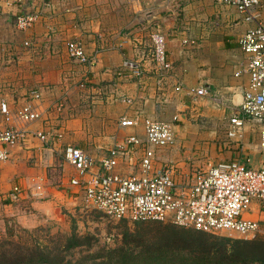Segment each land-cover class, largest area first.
<instances>
[{
    "label": "crops",
    "instance_id": "obj_1",
    "mask_svg": "<svg viewBox=\"0 0 264 264\" xmlns=\"http://www.w3.org/2000/svg\"><path fill=\"white\" fill-rule=\"evenodd\" d=\"M170 4L157 0H0V28L4 31L0 34V96L6 98L12 114L29 103L40 112L32 124L16 123L23 138L11 144L9 158L0 161V221L2 211L14 204L8 198L14 184L46 189L45 198L34 199L36 209L52 204L49 188L54 180L47 170L49 165L60 168L57 156L66 145L101 156L124 144L129 135L143 138L144 118L172 124L175 141L158 150L157 157L160 163L173 165L186 174L210 163L238 158L253 168L264 165L261 128L250 121L244 125L241 143L229 144L221 153L214 143H202L200 151H194L198 136L189 131L177 132L190 114V94L201 86H208L219 96L220 103L209 96L199 99L200 109L209 119L224 113L211 103L231 108L234 100L241 99L248 77H236L234 73L247 56L238 40L251 24L242 22L237 13L238 29L224 30L222 35L205 34L191 45L183 44L179 37L168 39L172 68L161 70L150 60V34L159 23L153 19L166 18L161 13L167 12ZM22 11L35 16L31 34H8L12 26L9 20H16ZM261 14L264 19V0ZM76 39H82L87 53L96 58L89 68L68 55L67 44ZM125 59L141 65L140 77L120 76ZM35 91L41 95L39 100L32 97ZM58 105L63 108L59 116L53 112ZM3 117L0 113V120ZM122 120L136 124L124 126ZM55 123L61 124L59 131L64 133H59L57 140L50 133ZM41 131H47L46 141L36 136ZM139 155L135 154L134 159ZM215 157L219 159L216 162ZM119 161L121 173L131 170L129 159ZM63 166L69 172V181L74 172L66 163ZM73 192H69L70 201ZM260 208L255 202L244 216L264 220Z\"/></svg>",
    "mask_w": 264,
    "mask_h": 264
},
{
    "label": "built area",
    "instance_id": "obj_2",
    "mask_svg": "<svg viewBox=\"0 0 264 264\" xmlns=\"http://www.w3.org/2000/svg\"><path fill=\"white\" fill-rule=\"evenodd\" d=\"M54 1V0H52ZM234 8L242 22L251 24L244 31L238 45L246 54V62L235 70L236 77L247 76L248 85L239 101L231 107L227 117V135L240 142L247 121L260 126V149L264 153V19L262 0H213ZM33 21V15H20V27ZM67 52L71 60L89 68L96 60L87 53L78 40L69 41ZM150 60L161 70H170L167 38L159 29L150 34ZM121 77L138 76L143 68L136 60L125 59L119 72ZM193 101L209 96L219 102L217 93L208 86H201L190 94ZM35 91L32 97L40 99ZM130 101V100H129ZM0 113L5 120L16 118L22 123H33L40 112L32 104L20 107L13 114L5 99L0 101ZM124 126L136 121L122 120ZM144 137L127 136L124 144H118L101 156H94L84 149L68 144L62 155L73 170L68 187L79 200L92 206L111 219L135 221H161L191 227L195 230L218 233L233 232L243 238L256 234L264 220L245 217L255 202L264 215V165L247 166L240 158L219 161L196 168L191 173L181 172L173 165L162 164L157 151L174 143L172 124L151 118L143 120ZM43 141L47 131L37 132ZM23 138L19 129L0 127V161L9 158L8 147ZM53 140V136L51 137ZM140 155L134 159V155ZM120 158L130 160L131 172L121 173ZM40 189V188H39ZM24 187L14 184L8 195L12 201L21 200Z\"/></svg>",
    "mask_w": 264,
    "mask_h": 264
},
{
    "label": "rangeland",
    "instance_id": "obj_3",
    "mask_svg": "<svg viewBox=\"0 0 264 264\" xmlns=\"http://www.w3.org/2000/svg\"><path fill=\"white\" fill-rule=\"evenodd\" d=\"M157 2H171L167 12H160L166 18L152 21L159 22L158 25L153 24V29L161 30L167 43L168 39L179 37L183 44L191 45L205 34L222 35L224 30L239 28L237 12L212 0ZM29 13L22 11L16 20H9L12 32L7 30L8 34H31L35 16ZM25 14L33 15V21L26 27H20L17 19ZM3 32L0 28V34ZM76 40L85 46L82 39ZM1 99L6 100L4 96H0ZM14 102L15 108L17 103ZM198 102L193 101L190 114L177 127V132L189 131L198 136L199 143L194 151H200L202 143L216 144L219 153L229 144L241 143L230 140L227 135L230 107L211 103L224 113L221 117L209 119ZM60 108L61 105L56 106L54 114L61 115L63 108ZM17 122L14 117L1 119L0 127L16 128ZM60 125L50 126L54 140L58 139L59 133L64 134L59 131ZM57 157L62 172L51 165L47 170L54 180L50 185L52 188H49L53 192L52 204L36 209L34 199L42 200L47 193L44 187L33 186L24 188L21 200L10 199L14 204L9 210L2 211L0 264H264V223L256 234L243 238L233 232H202L168 221L111 219L75 195L70 201L69 172L64 171L62 153ZM216 160L219 159L215 157L213 161ZM40 256H47L49 261L40 260Z\"/></svg>",
    "mask_w": 264,
    "mask_h": 264
},
{
    "label": "trees",
    "instance_id": "obj_4",
    "mask_svg": "<svg viewBox=\"0 0 264 264\" xmlns=\"http://www.w3.org/2000/svg\"><path fill=\"white\" fill-rule=\"evenodd\" d=\"M40 260L49 261V259H48V257H47V256H45V257H43V256H40Z\"/></svg>",
    "mask_w": 264,
    "mask_h": 264
}]
</instances>
